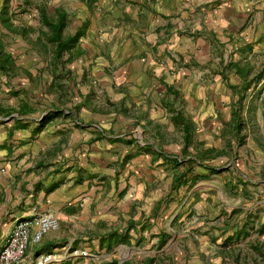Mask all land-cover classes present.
<instances>
[{
	"label": "crops",
	"instance_id": "obj_1",
	"mask_svg": "<svg viewBox=\"0 0 264 264\" xmlns=\"http://www.w3.org/2000/svg\"><path fill=\"white\" fill-rule=\"evenodd\" d=\"M34 212L22 264H264V0H0V248Z\"/></svg>",
	"mask_w": 264,
	"mask_h": 264
},
{
	"label": "built area",
	"instance_id": "obj_2",
	"mask_svg": "<svg viewBox=\"0 0 264 264\" xmlns=\"http://www.w3.org/2000/svg\"><path fill=\"white\" fill-rule=\"evenodd\" d=\"M31 228L33 231L28 240ZM57 228V219L52 214L43 212H34L27 219L17 222L12 227L6 243L0 248V264H22L29 241L37 243L45 233L55 231ZM73 254L85 255V252L73 251ZM57 259L54 254H39L33 259L32 264H47Z\"/></svg>",
	"mask_w": 264,
	"mask_h": 264
},
{
	"label": "trees",
	"instance_id": "obj_3",
	"mask_svg": "<svg viewBox=\"0 0 264 264\" xmlns=\"http://www.w3.org/2000/svg\"><path fill=\"white\" fill-rule=\"evenodd\" d=\"M59 29H60V24H59V26H58V31H59Z\"/></svg>",
	"mask_w": 264,
	"mask_h": 264
}]
</instances>
